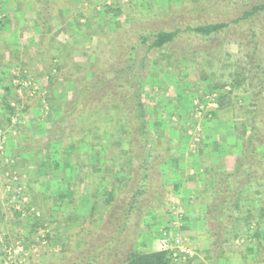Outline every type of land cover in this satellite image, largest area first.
Returning <instances> with one entry per match:
<instances>
[{"label":"trees","instance_id":"16d2710c","mask_svg":"<svg viewBox=\"0 0 264 264\" xmlns=\"http://www.w3.org/2000/svg\"><path fill=\"white\" fill-rule=\"evenodd\" d=\"M71 1L16 0L15 5L18 11L23 7L26 9L27 5L34 9L35 17L31 21L37 27L36 33L41 41L47 34L51 19L61 8L68 10L69 14L73 12L72 9L76 6L71 7ZM79 1L81 8L85 7L87 12L94 13L86 18L89 23L88 37L93 36L96 22H99L95 15L99 14L104 18L120 11V7L112 0H109V3L108 0H96L99 2L97 5L101 6L96 13L93 0ZM81 8L76 11L79 17L83 15ZM234 13L235 19L229 21L198 23L196 18L191 16L183 24L181 20L176 21V14H169V25L173 26L170 30L158 27L161 23L158 18H155V23L151 25L138 22L126 29H117L116 35L112 37L115 45L114 63L97 60L87 78L80 76L77 82L75 79L74 94L65 102V109L57 122H67L68 125L62 128L55 125L52 133L59 143H49L48 151L55 147L53 151L57 158H53L52 152H49V155L43 154L46 156V159H43L45 163L51 164L48 167L53 170L52 164L55 163L60 166L67 162L72 167L73 174L59 177V182L65 187L72 182L74 185L94 184L92 198L95 203L92 206H97L102 212L98 216L97 210L91 209L87 215H82L79 213L83 211L76 210L77 213L68 215L61 221H51L50 224L58 225L45 234L46 247L53 245L51 240L64 230L60 235V240L63 239L60 241V257H47L44 262L35 264L170 263L168 252H141L137 247V237L145 214L153 205H160L161 200L166 201L162 199V195L167 198L168 205L169 195L181 190L173 178L172 174L175 173L183 182L185 178H193L194 188L189 192L195 196V200L201 199L205 194L203 202L195 203V209L204 208L199 219L205 224L203 233L211 240L222 232L220 235L224 238L221 241L224 242L231 231L238 235L241 225L242 229L245 228L249 232L251 225L255 224L257 227L251 236L259 241L258 226L264 222V56L260 55L261 43L264 41V0H255V3L241 9L235 4ZM2 25L1 20L0 27ZM229 28L231 32L229 30L227 38L235 41L237 49L245 50L233 64L228 63L226 59L221 62L218 56L222 42H227L225 33ZM243 31H248V34ZM141 45H144L146 53L164 52L169 63L175 62L180 66L181 62H184L185 68L191 64L196 65L197 80L210 84L209 93H216L215 100L219 106L239 89L243 94L250 96L254 106H244L238 110L241 111L238 112L239 115L234 116L235 140L242 142L236 166L232 170L211 165L203 169V178L200 180L199 173L191 171L192 175H187V172L177 169L179 158L177 152H174L177 146L174 149L171 144H176L180 138H167V141H164L166 148L153 143L154 135L147 119L148 111L139 94L140 84L135 86L128 78L137 46ZM189 52L190 55H187ZM224 56L231 59L232 55L226 53ZM63 59L61 55L55 66L56 71L66 68ZM145 60L146 56L141 62V67H144ZM214 63H221L224 65V72L228 71L227 78L222 76L226 78L224 83L213 78L215 74L210 71ZM124 64V67H118ZM111 67L112 70L108 74L112 76L107 77ZM182 74L183 77L179 81L184 83L189 74L181 71L180 75ZM248 82V88H241ZM9 103L6 96L1 97L0 109L4 110L6 115L11 114L14 109ZM157 137L156 139L159 138ZM32 149L35 157L42 154L36 143L32 145ZM23 150L28 149L23 147ZM172 167L175 168V173L171 171V174L168 171ZM94 170L100 174L96 176L93 174ZM48 174L50 171L44 175ZM112 175H116L114 178L117 182L123 181L124 187L119 190L115 184L110 183L111 186L106 188L111 194V200L101 204L97 196L99 186L104 187L105 181ZM41 181L46 182L45 179ZM32 191L34 192V187H30L29 192ZM33 199L42 201L45 205L52 200V204L46 206L40 216L30 213L32 202L24 206L23 209L32 215L35 227L44 223L45 216L52 217L55 209L61 204L74 206L76 200L63 195L55 197L48 193H39ZM11 210L15 220L22 216L21 210ZM96 216L100 218L97 220ZM73 226L76 230L69 234ZM32 244L38 245L39 242L34 239Z\"/></svg>","mask_w":264,"mask_h":264},{"label":"rangeland","instance_id":"374dc122","mask_svg":"<svg viewBox=\"0 0 264 264\" xmlns=\"http://www.w3.org/2000/svg\"><path fill=\"white\" fill-rule=\"evenodd\" d=\"M93 1L95 13L99 12L101 8L100 5H97L99 0ZM112 1L120 7V11L104 18L99 14L95 15L99 22H96L95 33L92 37H88L87 34L89 23L86 18L89 14L92 16L94 13L87 12L85 7L81 8L82 4L79 0H72L71 7L76 6L72 9L73 12L69 14L68 10L61 8L51 19L47 34L40 41L39 34L36 33L37 27L31 21L35 17L34 9L27 5L26 9L23 7L18 11L15 5L16 0H0V21L2 20L3 24V27H0V101L2 96H6L10 101V106L14 108L13 112L7 115L4 110L0 109V264H35V262H44L47 257L59 258L60 241H63V239L60 240V235L64 233V230H61L57 237L51 240L53 245L46 247L45 234L51 232L58 225H52L50 222L61 221L64 217L77 213L76 210L83 211V213H79L82 215H87L91 209L97 210L96 215L98 213V216L102 212V209L92 206L95 203L92 198L94 184L74 185L72 182L65 187L59 182V177L73 174L72 167L67 162L60 166L55 163L52 164L53 170L44 166L43 160L46 159L44 155H49V152H52L53 158H57L53 151L56 149L55 147L51 146V151H48L49 143L58 142V139L53 137L55 134L52 133L55 125H58V128L68 125L67 122L59 124L57 122L62 116V110L65 109V102L74 94L75 79L77 82L80 76L87 78L96 66L97 60L114 63L115 45L112 37L114 34L116 35L115 31L126 29L138 22L151 25L155 23V18L161 22L158 27L170 30L173 26L169 25L171 20L170 17H167L169 14H176L178 16L176 21L181 20V24L188 21L191 16L196 18L198 23L229 21L235 19V4L241 9L248 4L255 3V0ZM107 2L109 3V0ZM80 8L83 10L82 17L76 13ZM27 21L29 22L27 23ZM77 25L80 29H77ZM231 28L225 33L226 38L229 30L231 32ZM243 32L248 34V31ZM219 40L222 42L221 37ZM226 40L227 42H222L218 56L221 62L226 59L228 63L233 64L238 57L244 54L245 50L237 49L235 41H231L232 38ZM261 45L260 55L264 56V41ZM226 53L232 55L231 59L224 56ZM59 54L63 55L65 61L63 65L65 64L66 68L56 71L55 66L61 56ZM187 55H190V52ZM145 56L144 67H141ZM131 65L132 69L128 75L129 82L135 86L140 84L139 94L148 111L147 119L150 121L153 131V143L156 145L158 143L157 146L166 148L164 141H167V138L176 140L180 138L176 144H171L174 149L177 146L174 152H177V148H184L186 150L184 155L191 157L190 155L201 152L204 147L205 149L213 147V141L217 142L218 139L215 135L216 124L222 114L235 116L239 115L238 112L241 111L238 110L242 107L252 108L254 106L250 96L243 94L241 89L233 92L222 102V106H219L215 100L216 93H209L210 84L207 81L197 80L198 68L196 65L191 64L185 68L184 62H181L180 66L175 62L169 63L164 52L150 51L146 53L144 45L137 46L135 59ZM121 66L124 67L125 64L118 67ZM112 67L107 72V77L112 76V74H108ZM223 67L224 65L221 63H214L210 71H213L215 74L213 78L220 83H224L228 74V71L224 72ZM181 71L189 74L184 83L179 81L183 77V74L180 75ZM207 71L209 72L208 69ZM222 76H226V78H222ZM243 86L241 88H248L249 82ZM76 88L78 87L76 86ZM43 129V134L39 136L38 131ZM21 133L26 135L23 138L24 141L18 142L21 149L27 147L29 151H34L32 149L34 143L38 145V148H41L42 154L38 156L40 161L38 160L36 166L22 164L21 167H16L20 160L13 159L16 155H13L11 148L17 150L15 139ZM211 133L215 135L213 138L210 137ZM227 140L223 141L226 145ZM241 142L237 139L235 140L237 145L230 146L238 148ZM237 154L232 159L235 163L234 167L239 156V153ZM209 158L210 156H205L202 161L209 164L211 161ZM227 166L225 162L223 169L230 171L234 168L233 165ZM47 171H50V174L46 176L44 174ZM186 172L187 175L191 174L190 169H187ZM93 174L98 176L100 173L94 170ZM115 176L108 177L103 185L105 188L99 186L97 196L101 204L111 200V194L107 192L106 188L110 183L111 185L115 184L119 190L124 187V182H117ZM44 179L48 180V183L47 181L42 183L41 180ZM185 179L180 185V188L185 189L184 193L194 188L195 184L193 178ZM34 181L36 185H34ZM30 187H34V192H29ZM180 192L176 190L169 195L168 205H166L167 198L162 195V199L166 201L161 200L160 205L158 203L153 205L145 214L137 237V247L141 252H159L158 246L164 230H167L171 235L182 237L184 244L193 251L194 257L198 251L205 250V245L210 246L209 241L223 240L224 236L220 235L222 232L213 240L203 233L205 224L203 220L199 219L203 207L195 209V203L203 202L205 194L201 199L195 200V196L190 192L185 195ZM39 193L73 198L76 199L75 205L61 204L58 209H55L52 217L45 216L44 223L35 227L32 215L23 209L26 203H33L30 213L33 212L36 216H40L46 206L52 204V200L48 201V205L42 201L34 200L33 198ZM11 208L21 210L22 216L15 220ZM157 213L161 215L159 216ZM98 216H96L97 220L100 218ZM251 227V233L252 230L254 233L257 225L252 224ZM260 227L264 228V222L258 226V229ZM75 230L73 226L70 228L69 234ZM232 236L228 235L225 240L232 241L234 244L245 245L247 243L250 245L248 250L251 253H254L258 247L257 242L259 241H253L251 234L246 236L240 233L235 237ZM34 239L39 242L38 245L32 244ZM249 241L250 243H248ZM230 246L233 245L229 243L228 247ZM171 262L168 264H172ZM179 262H183V260L177 263Z\"/></svg>","mask_w":264,"mask_h":264},{"label":"crops","instance_id":"0c3cea01","mask_svg":"<svg viewBox=\"0 0 264 264\" xmlns=\"http://www.w3.org/2000/svg\"><path fill=\"white\" fill-rule=\"evenodd\" d=\"M223 111V110H222ZM216 130H215V135H217V142L213 141V147H209V149L203 148L201 152H198L197 154L190 155L191 157L186 156V150L183 148H178L177 149V156L179 158V162L177 163V169L178 170H183L186 171L187 169H190L193 173H199L200 175V180L202 179L204 168H208L211 165L215 166V168L223 169L225 167V162L228 166L230 165H235L233 163V156L238 155V148H231L230 145L235 144V132H234V115H228V114H222V116L218 119L217 124H216ZM43 130L38 131L37 134L41 136L43 134ZM207 133V132H206ZM211 138H213L215 135L213 133L210 134ZM26 135L23 133L19 134V136L15 139V142H17L16 148L17 150L15 151L14 149L11 148L13 155H16V157H13V159L18 158L19 164H16V167H21L22 164L24 166H30L29 164H32L33 166H36L38 162L40 161L38 159V156L35 157L33 151L29 150H23L21 149L18 142L24 141L23 138ZM225 139L228 141L227 145L226 143H223ZM214 140V139H213ZM217 144V145H216ZM40 156V155H39ZM210 156V163H205L202 161L204 157ZM39 160V161H38ZM16 162V161H14ZM33 162V163H32ZM45 161L43 160V163ZM235 162V161H234ZM18 163V162H17ZM35 164V165H34ZM49 163H44L43 165L48 166ZM227 166V167H228ZM34 168V167H33ZM35 170V169H34ZM166 171H167V166H166ZM175 173V168L172 167L168 172ZM34 172V171H31ZM40 175V173H38ZM172 174V173H171ZM43 175V173H42ZM173 178L177 181L178 185H181L183 180H180L179 175L172 174ZM48 183V180H46ZM185 189L181 188L182 194H189V192L185 193L183 192ZM178 191V190H177ZM188 191V190H187ZM59 194V192H58ZM188 196V195H186ZM204 210V208H203ZM252 227H250V231L247 232L245 228H240L239 234L242 233L243 235H250ZM259 242H257L258 247L255 249L254 253L249 252L248 248L250 247L249 244H234L232 241L228 242L225 240L224 242L222 241H209L210 246L205 245V250H200L198 253L183 262H179L177 264H264V228L260 227L259 229ZM231 233V235H230ZM229 233V236L235 237L237 236L234 231H231ZM253 241H255L253 239ZM228 242V244H226ZM208 243V242H207ZM229 243L233 246L228 247ZM250 243V241L248 242ZM228 247V248H227Z\"/></svg>","mask_w":264,"mask_h":264},{"label":"built area","instance_id":"2783aa9c","mask_svg":"<svg viewBox=\"0 0 264 264\" xmlns=\"http://www.w3.org/2000/svg\"><path fill=\"white\" fill-rule=\"evenodd\" d=\"M160 241L159 250L169 253L172 264L184 261L193 255V251L184 244L182 237L171 235L167 230L162 232Z\"/></svg>","mask_w":264,"mask_h":264}]
</instances>
